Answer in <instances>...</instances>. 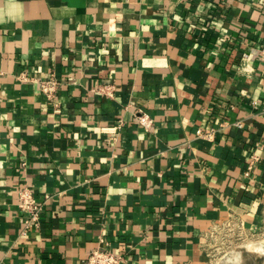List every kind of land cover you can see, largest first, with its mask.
I'll use <instances>...</instances> for the list:
<instances>
[{"label": "crops", "instance_id": "crops-1", "mask_svg": "<svg viewBox=\"0 0 264 264\" xmlns=\"http://www.w3.org/2000/svg\"><path fill=\"white\" fill-rule=\"evenodd\" d=\"M263 46L264 0H0V264H209L227 223L258 231Z\"/></svg>", "mask_w": 264, "mask_h": 264}, {"label": "built area", "instance_id": "built-area-1", "mask_svg": "<svg viewBox=\"0 0 264 264\" xmlns=\"http://www.w3.org/2000/svg\"><path fill=\"white\" fill-rule=\"evenodd\" d=\"M39 83L42 92L46 95L48 100L55 102L60 85L59 80L52 76L50 78L40 80ZM138 122L148 128L152 125L153 119L149 114L141 112L138 115ZM213 134V131L207 132L208 136H213ZM18 206L22 213L24 230L28 232L39 228L41 225L43 204L38 201L37 196L31 186L23 185L20 187ZM231 224L232 223L229 222L223 228L229 229ZM122 261L123 256L121 254L116 253L109 247H102L92 250L83 260L82 264H122Z\"/></svg>", "mask_w": 264, "mask_h": 264}, {"label": "rangeland", "instance_id": "rangeland-1", "mask_svg": "<svg viewBox=\"0 0 264 264\" xmlns=\"http://www.w3.org/2000/svg\"><path fill=\"white\" fill-rule=\"evenodd\" d=\"M257 240L264 241V224L258 231L254 232L249 230L247 225L241 221L236 224L232 223L229 229L222 228L211 236L206 246L209 264H240L229 260L236 251L241 252L243 264H264L263 244L259 246L261 249L255 248L249 243L244 246L247 242Z\"/></svg>", "mask_w": 264, "mask_h": 264}, {"label": "bare ground", "instance_id": "bare-ground-1", "mask_svg": "<svg viewBox=\"0 0 264 264\" xmlns=\"http://www.w3.org/2000/svg\"><path fill=\"white\" fill-rule=\"evenodd\" d=\"M249 243V245H251V246H253V247H255V248H257V247H259L261 244H263V247H264V241L263 240H257V241H250V242H247V243H245L244 244V246L246 245V244H248ZM243 246V245H242ZM235 248V247H234ZM260 248V247H259ZM261 249V248H260ZM233 254V253H232ZM231 258L229 259L230 261H232V262H234V263H237V262H239L240 264H243V260H242V254H241V252L240 251H236V253L233 255V256H230ZM220 260V259H219Z\"/></svg>", "mask_w": 264, "mask_h": 264}]
</instances>
